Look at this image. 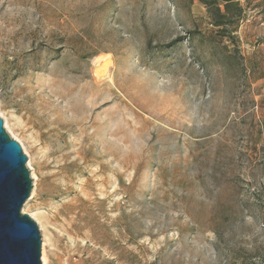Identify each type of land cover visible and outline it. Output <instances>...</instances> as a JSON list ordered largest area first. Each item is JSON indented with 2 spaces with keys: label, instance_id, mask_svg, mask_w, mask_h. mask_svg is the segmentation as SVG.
<instances>
[{
  "label": "rangeland",
  "instance_id": "374dc122",
  "mask_svg": "<svg viewBox=\"0 0 264 264\" xmlns=\"http://www.w3.org/2000/svg\"><path fill=\"white\" fill-rule=\"evenodd\" d=\"M0 117L42 264L264 263V0H0Z\"/></svg>",
  "mask_w": 264,
  "mask_h": 264
},
{
  "label": "water",
  "instance_id": "95a60500",
  "mask_svg": "<svg viewBox=\"0 0 264 264\" xmlns=\"http://www.w3.org/2000/svg\"><path fill=\"white\" fill-rule=\"evenodd\" d=\"M27 160L0 117V264H42L40 228L23 212L33 189Z\"/></svg>",
  "mask_w": 264,
  "mask_h": 264
},
{
  "label": "bare ground",
  "instance_id": "6f19581e",
  "mask_svg": "<svg viewBox=\"0 0 264 264\" xmlns=\"http://www.w3.org/2000/svg\"><path fill=\"white\" fill-rule=\"evenodd\" d=\"M106 77V76H105ZM55 130V129H54ZM64 155V154H63ZM79 159V158H78ZM76 160V159H75ZM76 164V163H75ZM81 165V164H80ZM63 168H64V166L63 167H61L60 168V170L58 171V172H56V173H54L53 174V176H57V175H59L62 171H63ZM84 190V189H83ZM63 195V194H62Z\"/></svg>",
  "mask_w": 264,
  "mask_h": 264
},
{
  "label": "trees",
  "instance_id": "16d2710c",
  "mask_svg": "<svg viewBox=\"0 0 264 264\" xmlns=\"http://www.w3.org/2000/svg\"><path fill=\"white\" fill-rule=\"evenodd\" d=\"M204 3L206 4H210L213 5V3H215V0H202Z\"/></svg>",
  "mask_w": 264,
  "mask_h": 264
},
{
  "label": "built area",
  "instance_id": "2783aa9c",
  "mask_svg": "<svg viewBox=\"0 0 264 264\" xmlns=\"http://www.w3.org/2000/svg\"><path fill=\"white\" fill-rule=\"evenodd\" d=\"M264 264V263H263Z\"/></svg>",
  "mask_w": 264,
  "mask_h": 264
}]
</instances>
